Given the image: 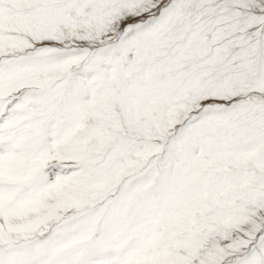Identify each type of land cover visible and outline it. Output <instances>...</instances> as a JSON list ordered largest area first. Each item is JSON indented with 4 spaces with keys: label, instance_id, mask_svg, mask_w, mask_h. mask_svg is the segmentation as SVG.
<instances>
[{
    "label": "snow or ice",
    "instance_id": "1",
    "mask_svg": "<svg viewBox=\"0 0 264 264\" xmlns=\"http://www.w3.org/2000/svg\"><path fill=\"white\" fill-rule=\"evenodd\" d=\"M0 264H264V0H0Z\"/></svg>",
    "mask_w": 264,
    "mask_h": 264
}]
</instances>
